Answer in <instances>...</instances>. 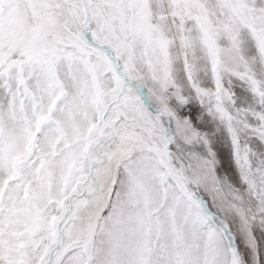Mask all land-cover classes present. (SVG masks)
Listing matches in <instances>:
<instances>
[{
    "label": "snow or ice",
    "instance_id": "6c2138e0",
    "mask_svg": "<svg viewBox=\"0 0 264 264\" xmlns=\"http://www.w3.org/2000/svg\"><path fill=\"white\" fill-rule=\"evenodd\" d=\"M0 264H264V0H0Z\"/></svg>",
    "mask_w": 264,
    "mask_h": 264
}]
</instances>
